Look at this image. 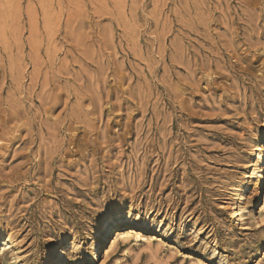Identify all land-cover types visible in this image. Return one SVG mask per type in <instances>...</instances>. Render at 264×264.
Returning <instances> with one entry per match:
<instances>
[{
  "label": "rangeland",
  "instance_id": "374dc122",
  "mask_svg": "<svg viewBox=\"0 0 264 264\" xmlns=\"http://www.w3.org/2000/svg\"><path fill=\"white\" fill-rule=\"evenodd\" d=\"M2 240L0 264H264V0H0Z\"/></svg>",
  "mask_w": 264,
  "mask_h": 264
},
{
  "label": "bare ground",
  "instance_id": "6f19581e",
  "mask_svg": "<svg viewBox=\"0 0 264 264\" xmlns=\"http://www.w3.org/2000/svg\"><path fill=\"white\" fill-rule=\"evenodd\" d=\"M112 229H113V223L111 221H106L102 227L103 235L101 236L99 244L97 245V248L95 250V254H94L95 259L99 258L100 256L101 246L109 241V238L113 232ZM130 237L131 236L129 235V233H126L124 240H128ZM0 242H2V246H4V248L6 249L9 248V245H10L9 240H2ZM65 262H66L65 250L64 248L63 249L61 248V251L59 252V255H58V261L55 264H65Z\"/></svg>",
  "mask_w": 264,
  "mask_h": 264
}]
</instances>
